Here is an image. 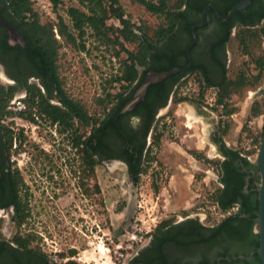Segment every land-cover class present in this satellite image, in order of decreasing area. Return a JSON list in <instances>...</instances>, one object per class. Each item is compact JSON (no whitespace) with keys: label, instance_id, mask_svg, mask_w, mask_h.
Returning <instances> with one entry per match:
<instances>
[{"label":"flooded vegetation","instance_id":"1","mask_svg":"<svg viewBox=\"0 0 264 264\" xmlns=\"http://www.w3.org/2000/svg\"><path fill=\"white\" fill-rule=\"evenodd\" d=\"M244 1L182 0L179 9L169 11L170 21L164 18L156 28L151 55L143 66L135 65L134 80L119 81L111 102L100 104L102 114H96L71 95L58 56L50 57L37 42L26 41L21 17L7 0H0V264H60L48 255L44 231L49 223L94 225L98 193H137L152 147L163 132L159 127L165 128L162 121L177 99L189 98L191 115L197 119L209 110L193 100L205 103L211 94L215 104L209 107H219L216 97L235 79L229 70L247 30L260 31L264 57V0H248L228 17ZM25 15L28 22L30 13ZM173 69L179 71L150 85L129 107L150 71ZM223 131L224 125L215 121L201 151L196 143L186 149L197 161H217L211 170L217 176L220 202L233 196L229 192L239 187L240 174L241 193L257 195L256 182L248 190L258 175L257 164L229 147ZM244 158L252 166H246ZM236 198L217 221L191 214L154 219L127 264H261L257 250L240 254L239 243L225 233L226 223L232 229L237 225L226 219L248 203Z\"/></svg>","mask_w":264,"mask_h":264},{"label":"rangeland","instance_id":"2","mask_svg":"<svg viewBox=\"0 0 264 264\" xmlns=\"http://www.w3.org/2000/svg\"><path fill=\"white\" fill-rule=\"evenodd\" d=\"M57 1L58 5L54 9L52 0H30L29 8L41 24H55L57 17H61L66 25H70L66 10L69 7H81L75 0ZM179 2L173 0L170 7H176ZM118 4L126 21L135 28H141L150 38L154 37L158 25L163 24L162 16L150 14L132 0H118ZM105 23L107 30L99 36L86 30L82 39L85 51L78 50L54 33L57 60L67 88L71 95L95 110L96 114H102V106L97 100H104L105 95L112 96L119 88L120 83H113L112 79L120 74L123 63H128L126 51L136 52L135 44H128L120 38L118 30L121 25L115 19L109 18ZM261 54L262 50L257 48L249 57L236 53L229 70L231 75L245 72L254 77L258 73L254 67L255 60ZM263 81L264 77L258 83L241 88L224 100V108L219 106L213 111L209 107V104H215L213 95H206L205 103L193 100L201 105L199 108L207 107L209 110L208 114L198 119L191 115L193 105L189 98L182 96L181 100L177 99L171 108L173 112L168 113L162 121L166 123L165 128L159 127L163 131L160 140L154 143L151 159L145 164L131 224L124 226L129 194L124 191L98 193L94 225L48 224L44 232L50 258H55L60 264H127L137 246L132 250L125 246L133 227L141 225L139 219L146 227L152 223L151 219L159 221L177 215L207 216L213 221L221 219L222 212L217 209L212 198L218 185L216 179L212 178L211 167L217 161H197L186 147L196 143L199 148L197 151H201L200 148L208 142L207 129L213 122L220 121L224 125L223 139L227 145L243 155L250 152V163L256 164L260 145L255 140L261 136L264 122V94H261ZM109 99L107 103L111 102ZM255 107L258 108V116L252 112ZM190 134L195 136L190 137ZM48 143L50 153H54L55 150L50 146L52 143ZM208 149V154L212 155V147ZM90 228H93L91 234ZM100 245H103L104 251L100 250ZM118 245H121L120 249L116 248Z\"/></svg>","mask_w":264,"mask_h":264},{"label":"trees","instance_id":"3","mask_svg":"<svg viewBox=\"0 0 264 264\" xmlns=\"http://www.w3.org/2000/svg\"><path fill=\"white\" fill-rule=\"evenodd\" d=\"M10 3L11 9L15 12L16 15H19L21 32L26 41L32 40L33 42L38 43L40 50H48L50 57L57 55V45L55 39V30H57L58 35H60L64 40L77 48L80 51H85V45L82 42L83 37L86 35V30L89 29L94 36H99L101 33L107 30L106 20L109 18L116 19L121 25V29L118 30V34L122 40L128 44L136 45V52H128L127 59L128 63H123V68L120 71V74L112 79L113 83L119 82L121 80H126L132 82L136 76V67L143 66L148 57L151 55L152 42L153 38L148 37L143 33L141 28H135L133 24L129 21H126L123 15V11L118 4V0H75L78 5L81 7H69L66 10V15L70 20V25H66L61 17H57V22L55 24H41L36 15L32 13L29 8L30 0H7ZM149 12L157 16H162L170 21L169 11L179 9L182 5V0L177 4L176 7L171 8L170 3L173 0H132ZM54 9L58 5L57 0H52ZM30 13V18L28 22H25V14ZM261 19V18H259ZM168 26H172V23H166ZM167 26V25H166ZM164 31H166L164 29ZM247 34L244 36L240 42V54L242 56H252V51L256 48L261 49V33L259 30H247ZM79 42V43H78ZM255 66L258 69V73L251 77L250 75L245 74V72H237L233 78L229 81L227 87L218 94L216 97L217 105L223 106L224 100L232 94V92H237L241 88L249 86L251 83H258L262 80L263 70H264V57L263 54L260 55L255 60ZM111 95H105L104 100L98 99L97 103L102 104L110 98ZM181 100V99H178ZM224 108V106H223ZM253 114L258 116V108L255 107L252 110ZM230 114V113H228ZM224 132V131H223ZM225 133V132H224ZM261 136L255 142L260 145ZM159 140V139H158ZM157 140V142H158ZM250 152L246 153L248 158ZM244 164L247 166H252L249 161L244 158ZM243 175H239L238 186L229 192L231 196L227 199L226 203L220 202L218 190L212 194L213 201L218 210L225 212L228 208L233 206L236 203V197L240 196L243 200L248 201V205H240L239 213L228 217L226 220H235V228L232 229L226 223L225 233L230 239L237 241L240 245L239 252L240 254H248L249 252H255L258 249V235L252 234L251 227L252 219L256 217L258 209V200L255 192L251 191L248 194L241 193L242 190V180ZM253 182L259 184V176L255 179H251L249 182L248 190L253 189ZM241 215H244V218H240ZM257 257V255H255ZM71 264V263H70Z\"/></svg>","mask_w":264,"mask_h":264},{"label":"water","instance_id":"4","mask_svg":"<svg viewBox=\"0 0 264 264\" xmlns=\"http://www.w3.org/2000/svg\"><path fill=\"white\" fill-rule=\"evenodd\" d=\"M248 3V0L237 4L234 6L228 13V17L231 16L235 11H238L242 8H244ZM7 29L10 31V33H14V30L7 24H4ZM139 71H141V68H138ZM179 70L173 69L171 71L166 72H155L150 71L142 83L139 92L135 98V100L129 104V107H132L135 105L139 100L143 98L145 95V92L147 88L155 83L161 82L162 80L176 74ZM257 170L259 174V185L256 189L257 191V200H258V209H257V215L255 218L257 229L255 230V233L258 235V249L256 253L258 254L261 264H264V122H263V129L260 139V147L258 150V156H257ZM136 208V191L135 190H129V197L128 201L126 203V209H125V219H124V226L127 227L131 224L134 213Z\"/></svg>","mask_w":264,"mask_h":264},{"label":"built area","instance_id":"5","mask_svg":"<svg viewBox=\"0 0 264 264\" xmlns=\"http://www.w3.org/2000/svg\"><path fill=\"white\" fill-rule=\"evenodd\" d=\"M114 19V18H112ZM116 20V19H115ZM117 21V20H116ZM118 22V21H117ZM119 23V22H118ZM55 33H56V30H55ZM17 106H21L20 103H17ZM139 222L141 223L140 226H138V224H136L134 227H133V231L131 233V235H129L128 237V240H127V245L125 246L126 249H129V250H132L133 247L136 245L138 247V245L141 243L143 237H144V234L154 226V219H151L150 222H152L151 224L148 223V227H146L144 225V222H142L141 219H139ZM150 224V225H149ZM136 247V248H137ZM117 249H120L121 248V245H118L116 247ZM52 260H56L55 258H51Z\"/></svg>","mask_w":264,"mask_h":264},{"label":"bare ground","instance_id":"6","mask_svg":"<svg viewBox=\"0 0 264 264\" xmlns=\"http://www.w3.org/2000/svg\"><path fill=\"white\" fill-rule=\"evenodd\" d=\"M99 248H100L101 251H104L103 245H100Z\"/></svg>","mask_w":264,"mask_h":264},{"label":"crops","instance_id":"7","mask_svg":"<svg viewBox=\"0 0 264 264\" xmlns=\"http://www.w3.org/2000/svg\"><path fill=\"white\" fill-rule=\"evenodd\" d=\"M213 175H212V178L213 179H217V176L214 174V173H212Z\"/></svg>","mask_w":264,"mask_h":264}]
</instances>
